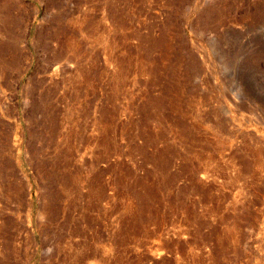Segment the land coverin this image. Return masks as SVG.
I'll list each match as a JSON object with an SVG mask.
<instances>
[{
	"label": "rangeland",
	"instance_id": "obj_1",
	"mask_svg": "<svg viewBox=\"0 0 264 264\" xmlns=\"http://www.w3.org/2000/svg\"><path fill=\"white\" fill-rule=\"evenodd\" d=\"M0 264H264V0H0Z\"/></svg>",
	"mask_w": 264,
	"mask_h": 264
}]
</instances>
